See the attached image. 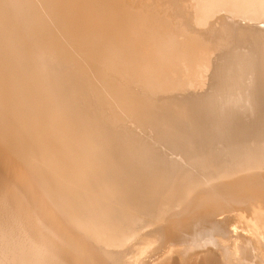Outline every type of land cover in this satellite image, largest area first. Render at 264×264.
Here are the masks:
<instances>
[{"label": "bare ground", "instance_id": "obj_1", "mask_svg": "<svg viewBox=\"0 0 264 264\" xmlns=\"http://www.w3.org/2000/svg\"><path fill=\"white\" fill-rule=\"evenodd\" d=\"M0 264H264V0H0Z\"/></svg>", "mask_w": 264, "mask_h": 264}]
</instances>
